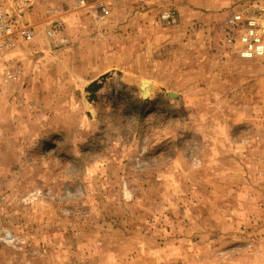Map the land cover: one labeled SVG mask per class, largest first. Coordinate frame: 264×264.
I'll list each match as a JSON object with an SVG mask.
<instances>
[{
	"label": "rangeland",
	"instance_id": "1",
	"mask_svg": "<svg viewBox=\"0 0 264 264\" xmlns=\"http://www.w3.org/2000/svg\"><path fill=\"white\" fill-rule=\"evenodd\" d=\"M77 1L32 0L62 26L0 83V264H264V53L224 31L254 0H110L105 25Z\"/></svg>",
	"mask_w": 264,
	"mask_h": 264
},
{
	"label": "built area",
	"instance_id": "2",
	"mask_svg": "<svg viewBox=\"0 0 264 264\" xmlns=\"http://www.w3.org/2000/svg\"><path fill=\"white\" fill-rule=\"evenodd\" d=\"M32 5V0H0V83L16 79L19 68L13 58L19 49L40 39L41 33L52 37L62 26L59 16H53L43 30L37 29L29 19ZM74 8L98 25H105L111 14L110 0H78ZM158 22L167 27L177 25L176 11L168 8L159 12ZM224 31L239 58L247 60L264 53V0L233 8L225 18Z\"/></svg>",
	"mask_w": 264,
	"mask_h": 264
},
{
	"label": "crops",
	"instance_id": "3",
	"mask_svg": "<svg viewBox=\"0 0 264 264\" xmlns=\"http://www.w3.org/2000/svg\"><path fill=\"white\" fill-rule=\"evenodd\" d=\"M28 46H30V45H28ZM28 46L27 47H25V48H28ZM20 50V52H19V54L20 53H22V51H23V49L21 48V49H19ZM40 51L41 52H43L42 54H44V57H43V55L42 54H38L37 56H36V62L34 61V60H31V62H30V65L31 66H36V65H39V67L43 70L42 71V75H43V73H44V76L46 77V79H45V81H44V83H41V86H45L46 84H57L56 82H54L53 83V81H50L53 77H50L49 75H50V73L52 72L51 71V69H55V67H56V64H57V62H60L59 61V56H60V53L59 52H52V53H50L49 51H47L46 49H44L43 51H42V48L40 49ZM22 55V54H21ZM29 57L30 56H22L21 57V60H19L18 59V61H17V66H18V68H20L19 69V79H17V81H16V83H18L19 82V80H23L22 79V77L20 76V75H22V73H23V71H24V64H23V62L22 61H25V60H27V59H29ZM23 59V60H22ZM30 61V60H29ZM37 62H38V64H37ZM50 65H52V66H50ZM149 84V92H150V83H148ZM41 89H43L42 87H40V90ZM49 89H51V88H49ZM48 90V89H47ZM51 91H54V90H51ZM56 91V90H55Z\"/></svg>",
	"mask_w": 264,
	"mask_h": 264
},
{
	"label": "water",
	"instance_id": "4",
	"mask_svg": "<svg viewBox=\"0 0 264 264\" xmlns=\"http://www.w3.org/2000/svg\"><path fill=\"white\" fill-rule=\"evenodd\" d=\"M110 77V74L105 73L103 75H101L97 80L92 81L90 84H88L85 88V91L88 93L87 96V102L88 103H94L97 99V92L98 90H100L104 84V82L106 81V79ZM148 81H142L139 85V90H140V98L143 100H146L148 98V94L147 93H142V89H143V85L147 84ZM167 96L169 99H171L172 97H175V95H173L172 93H167ZM87 116H90V113L87 112L86 113Z\"/></svg>",
	"mask_w": 264,
	"mask_h": 264
},
{
	"label": "bare ground",
	"instance_id": "5",
	"mask_svg": "<svg viewBox=\"0 0 264 264\" xmlns=\"http://www.w3.org/2000/svg\"><path fill=\"white\" fill-rule=\"evenodd\" d=\"M142 93H147L149 95V84L148 83L143 85Z\"/></svg>",
	"mask_w": 264,
	"mask_h": 264
}]
</instances>
